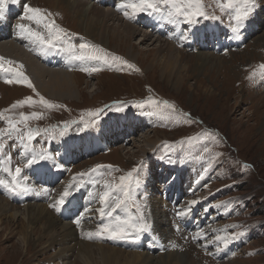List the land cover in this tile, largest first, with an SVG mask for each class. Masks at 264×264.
I'll return each mask as SVG.
<instances>
[{"label": "rangeland", "instance_id": "obj_1", "mask_svg": "<svg viewBox=\"0 0 264 264\" xmlns=\"http://www.w3.org/2000/svg\"><path fill=\"white\" fill-rule=\"evenodd\" d=\"M19 1L23 2V5L27 4L52 13V18L57 24L67 29L69 33L75 34L71 36V43L78 45L87 42L99 46L104 51L93 50L85 56L86 61L83 64H78L77 71L73 73L79 91L76 94L65 92L69 95L62 94L63 99L59 95H56L58 98H52L46 93H41L25 72L35 91L26 84L5 83L6 79L2 80L3 76L0 74V111L7 109L4 115L14 120L20 119V113H48L42 119H30L27 124L33 129H49L48 132H41L31 142L28 150L23 148L15 135L0 137V144L4 146L0 149V160H3L4 152H8V147L11 146L14 156L8 154L6 159H10L13 171L21 164L25 165L33 155L48 157L44 160L38 159L36 164L51 162L56 167H62L64 166L62 161L56 158L52 160L54 152L57 151L55 147L57 144L70 139L81 142V146L88 142L93 143L91 139L87 140L86 135L90 134L93 138L95 134H99V131L103 135L106 125L116 122L115 117L119 119L114 126L121 127L128 121L138 118L133 115L125 121L124 116L123 119L121 118L123 112L132 115L138 109H147L151 106L154 124L147 115L146 121L149 124L145 131L136 129L130 142L123 143L127 145L124 148L123 144H114L115 146L110 144L105 151L97 150L90 153L89 157L70 162L69 169L62 170L63 183L62 180L58 185L55 183V188L58 190L54 192L80 180L91 181L90 174L87 177H78L77 173L88 172L87 170L92 166H111L108 169L105 167L103 171L98 170L92 176L100 181V184L92 185L100 190L99 193L104 190V180L118 182L120 176L136 168L134 177L138 178L139 183L133 185L132 200L128 202L127 210L123 211L133 212L137 208V212H143L144 216L147 210L149 211L146 220L150 229L141 234L143 245L137 248L139 240L110 239L103 236V241L107 243L105 244L100 240L102 237L93 236L94 245H105L133 253H148L154 257L153 263L142 259L137 260L136 264H264V76L258 74L249 79L253 70H258V66L264 64V0L255 2L252 13L244 21L248 24V30L242 25L238 33L232 29L235 21L232 20L230 12L222 13L216 6V0H203L205 11L209 15L219 16L220 19L199 18L198 22L193 24L181 20L182 39L179 42L174 38V45L182 57L178 59L179 66L172 67H163L162 56L167 55L168 51L159 53L160 55L156 53L157 46L154 39L159 38L149 36V39L143 40L142 33L145 32L143 30L137 29L138 32L129 36L128 40L124 38L126 40L116 42H113L111 35L109 43L104 45L84 33L80 16L69 9L62 0H16V3ZM87 1L85 5L90 7L91 2ZM115 3L105 5L96 2L92 5L104 9H109V6L117 10L116 6L121 0H115ZM13 4L9 0L7 6ZM116 13L127 20L122 11L117 10ZM149 17L162 22L159 17ZM13 21L16 25L25 23L36 28L34 22L26 23L20 13L13 17ZM142 21L146 22L138 15L132 19V24H139ZM109 23H113L114 26L120 25L116 18ZM146 23L149 25L148 22ZM213 25H217V28L213 29ZM250 25L252 30L257 28L258 30L248 32ZM150 26L152 27L151 23ZM218 28L225 31L222 34H226L230 40L234 38L231 42L235 45L227 52L216 53L217 51L207 50L212 44L199 45L202 39L210 37L209 33L212 31L214 35L220 34L217 32ZM193 38L199 41L198 44L191 43ZM129 45H134L136 51L129 52ZM57 48L65 51V45H58ZM65 52L66 56L73 54ZM76 55H79V52L74 54ZM206 55L209 59L205 57ZM17 65L16 62L13 67ZM92 68L100 70L90 71ZM36 93L46 100L52 99L63 104V109L62 107L47 108L40 103L11 108L16 101L26 97L38 101L39 96ZM149 98L159 103L155 105L143 103ZM163 101H168L175 107L169 108L163 104ZM116 107H123V111H116ZM96 109L103 111L95 117L87 115L89 110ZM142 116L143 114L139 118ZM100 120L103 123L97 126ZM188 120L191 123L185 122ZM65 122L69 123V127L61 134ZM85 123L88 127H85ZM6 127V122L0 119V128ZM20 127L23 128V125ZM143 135L165 141L157 150L155 145H148L147 147L152 149L148 156L141 158L137 155L129 162L122 152L126 154L128 151H136L138 148L136 144L143 145L140 141L143 140ZM107 136L105 133L103 138ZM205 148L211 151L205 152ZM217 153L219 155H216ZM67 154L66 156H72V148ZM168 156L169 161L155 159H166ZM136 159L141 161H135ZM72 166L74 167L71 168ZM185 174L192 175V179H186ZM23 176L24 169L19 179L28 189H32L24 193L20 192V197H25L27 202L29 200L41 202L40 205L51 199L50 197L44 200L39 194V190L43 188L37 183L33 186L32 181L28 177L24 179ZM0 177L10 179L2 171ZM73 177H76L75 181ZM179 179H184L186 184ZM2 189L6 188L0 187V196L8 205V209L5 208L3 214H12L14 209L23 213L24 208L27 209L26 204L22 205V202L13 198L9 200L12 194L6 190L3 195ZM77 191L71 189L70 196L75 197ZM18 193L19 191L14 192L15 197ZM70 196L66 198L64 204L71 199ZM192 200H198V203L190 205L189 202ZM92 205L96 213L101 207L99 195L95 196ZM188 207L197 210L193 218L187 221L180 218L177 213ZM52 208H49L51 209L49 212H55L53 214L61 223L70 222L59 217V213ZM204 210L205 213L201 215ZM156 211H159L160 216ZM116 213L122 214L118 211ZM99 215L96 214L88 223L96 220L94 223L99 227L100 219H103L102 223H108L112 219L101 218ZM113 215L116 216L115 213ZM22 218L24 217L21 214L18 222L23 221ZM4 222L6 223H3L2 227L0 225V264H83L79 257L78 260L64 259L56 253L68 242L64 235L59 237L62 238L63 243L58 242L55 248L44 250L45 252L39 251L41 246H35L34 242L28 249L26 247L24 249L23 245L15 244L18 235L9 234V230L17 224L13 220L8 222L4 219ZM60 222L57 224H61ZM41 223L39 221L38 225ZM96 225L94 226L97 227ZM78 230L77 226L74 227V231ZM200 232L203 235L197 236ZM236 233L243 235L231 240L227 245L215 240L218 235ZM156 236L162 244L159 247L151 241L152 239L156 241ZM169 253L173 256H167Z\"/></svg>", "mask_w": 264, "mask_h": 264}, {"label": "bare ground", "instance_id": "obj_2", "mask_svg": "<svg viewBox=\"0 0 264 264\" xmlns=\"http://www.w3.org/2000/svg\"><path fill=\"white\" fill-rule=\"evenodd\" d=\"M62 2H65V4H67V7L69 9H72L75 12V14L80 16V21L82 22V25L84 27L83 29L84 33L90 36L91 38L95 39L99 43L107 45L111 39L113 40V42H116L119 40H126L124 38H127L128 40L129 36L131 37L133 34H136L138 30L139 31L143 30L145 31L144 33H142L143 40H145L146 38L149 39V36L153 38H159L157 40L154 39V43L156 42V46H157V51H156L157 54L159 53L161 54L162 52L165 53V51H168L167 55L162 56L164 60L163 67L179 66L178 59L182 57V54H180L179 50L176 49L177 47H175L176 45H174V38H176L179 42L182 39L181 32H180L181 22H179V24L178 23L172 24L163 19H161L162 20L161 22L156 19H150V17L147 16L146 14H142V15H139V17L141 19H144L146 22H148L149 25L144 21H142L139 24H132V19L127 18L128 21L124 20L123 17H121L119 14L116 13L117 12L116 9H112L109 6H108L109 9H104L103 7L92 5L96 2L97 3L101 2V0H90L91 2L90 7H87V5H85V2H88L87 0H62ZM13 7H16L18 12H21L22 14L24 13L23 2L19 1ZM5 15H7L10 18V20L13 17V15H10L9 12H7ZM115 18L118 20L120 25L114 26L113 23L108 24L110 20L112 19L115 20ZM24 20L26 23L31 22V21H28L27 19H24ZM150 23L152 27L150 26ZM37 30L39 29L37 28ZM147 31L151 33V35H149ZM208 32H205V34ZM249 32H252L251 25L249 28ZM212 33H209L210 37H214L215 33H213V35ZM111 35L112 37L110 39ZM154 43L153 42L151 43L152 46H154ZM128 47H129V52L133 53L134 51H136L134 45H129ZM137 52L142 53V51H137ZM40 53H41L40 46L37 43L33 42V40L28 38L27 36L20 35L19 29L17 28V26L14 27V36L10 42L0 41V56L4 57L5 59L12 60L14 62L16 61L18 65L22 64L23 72L28 74L31 81L36 85L37 90H39L41 93H46L47 96L50 95V97L52 98H58L56 95H59L61 97L62 94H67L65 92H70V93L73 92L76 94L79 91V88L77 87L76 79L74 77L75 73H73V71L74 72L77 71L76 67L78 66V64L80 63L83 64L86 61V58H83V59L75 58L74 60H70L69 62L66 61V64H63V65H60L54 68H47L43 65V63H41L38 59H36V57H38ZM128 56H130V53L128 54ZM197 57L200 58V56H197ZM205 57L209 59L208 55H206ZM203 61L207 62L206 60H203ZM48 100H51L55 103L60 104L63 109L64 107L63 104L57 101H54L52 99H48ZM42 114L43 115L40 119H42L48 113L47 114L42 113ZM142 114L143 116L139 118ZM147 115L150 116V119L153 120L152 123L154 124L155 122L154 114L151 112V110H148V109H143L142 113L138 114V118L128 121L121 127L114 126L115 124H117L118 119H119L115 117L116 122L108 123L106 125V128L104 129L103 135L101 134V131L99 132V134H95L96 140L93 143L88 142L84 146H81L79 142L72 140L70 142L65 143L62 146V152L69 153L70 149L72 148L71 144H75V146L79 150H81L79 153H77V156H78V155H82L83 152L89 149L98 150V146H102L104 148L110 147V144H112V142H110L109 139L111 140L115 139L116 140L115 144H118V145H122L123 143H128L130 142V139L133 137V135H135L136 129L140 130L141 132L145 131L146 127L149 124L148 121H146ZM123 116H124V120L127 121L128 118L133 115H128L125 112H123L122 117H121L122 119H123ZM131 123H133V125L130 126L131 132L126 133V124H131ZM107 132L111 134H108ZM105 133L108 136L103 138ZM142 137H143V140L140 139V141L143 142L142 143L143 145L136 144V146L138 147L136 151L134 152L128 151L129 155H127L128 152L126 154L122 152L125 158L129 159V162L133 161L137 155L138 157H141V158L148 156L149 153L152 151V149L147 146L156 145L157 142L159 141L157 137L152 138L146 135H143ZM124 146H127V145L123 144V148ZM69 158L71 157L69 156ZM155 159L162 160L160 158H155ZM135 161H141V160L136 159ZM40 164H44V162H40ZM41 167L52 169L50 164L42 165ZM33 168H37V167H33ZM106 168L108 169V167ZM104 169L105 167L99 170L103 171ZM191 176L192 175L185 174L184 177L186 179H189V178L192 179ZM89 177H91V181L88 182V181L83 180V186L87 188L89 195L82 194L83 189H81L82 187H79L76 196L75 197L70 196L71 199L73 197V199H76L78 202L84 205V206H80L81 211L79 212V214L72 215L69 210L68 211L69 216L66 217L67 219L75 220L79 218L81 214H83V218L81 219L83 221L79 226L76 223H73L72 220H69L70 222L61 223L58 220V218H56V215L53 214L55 212L53 213L51 211L49 212V210H51L49 209L51 207L50 205H52L55 202V199H58L60 196L57 194H61L64 190V188H62L59 192L54 193L51 196L52 194L50 192L52 190V187H51V188H47L48 196H49L48 199L51 197L49 201H46L47 203L40 205L41 202H28L27 203V201H25L27 209L24 208L25 211L23 213H21L17 209H14L12 214H9V215L3 214L5 208L8 209V205L6 204V200L2 199L1 198L2 196H0V225L1 227L3 226V223H6L4 222V219L8 222H11L13 220L15 224L17 225H15V227L13 226L14 228L9 230V234L14 233L18 235V241L17 242L14 241L15 244H21L23 245L24 249L25 247L28 249L30 244L34 242L35 246L37 245L41 246L39 251L43 250V252H45L44 250L55 248L58 242L63 243L64 241L62 240V238H59V237L64 235V237L67 239L68 242L66 243V246L64 248L59 249L56 253H59L60 256L64 259L71 258L73 260V258H76V260H78L77 257H79L80 261L83 264H136L139 260H142V259L149 260L151 262L154 261V257H152V255L148 253L146 254L143 253L144 254L143 255L140 252L133 253V252H127L124 250L112 248V247L105 246V245H99V244L94 245L92 243V240L94 237L89 239L85 235V233L92 232V230L98 227V225L95 224L96 220H94L91 223H88V222L91 221L92 218L96 214L99 213L98 211L95 213L94 206L92 205V201L95 198V196L91 197V195L95 194L96 196H98L100 190H97L94 187H90L92 179L95 177H92V176H89ZM103 179L104 178L102 177V180ZM61 180L59 181V183L61 182ZM96 180L99 181L98 179ZM179 181L186 184V181L184 179H179ZM62 183H63V180H62ZM99 184H100V181H99ZM98 187L100 188V186ZM72 190L76 192L77 189L73 188ZM39 194L43 197V189L39 190ZM71 199H69V203H68L70 207L72 206ZM73 203L74 205L77 206V204L75 203V200ZM66 205L67 204H63L60 207L61 209L59 212H60L61 217H63L62 216L63 210H67ZM85 209H89V211H85ZM52 210H55V209L52 208ZM135 210L137 211V208H135ZM186 210L182 211V212H185V214L182 216L180 215L179 217L188 221L193 218L197 208L192 210L190 207H188V209ZM116 211L122 213L120 215L115 212L116 216L117 215L122 216V217H125L128 215H131L133 217L137 216V214L134 211L133 212L130 211L128 214L126 211H123V209H117ZM205 211L206 210H204L203 213H201V215L204 214ZM137 213L140 214L139 212ZM148 213L149 211L147 210L144 216L145 219L147 218L146 215ZM21 214H22V217H24L22 218L23 221L18 222V218L20 217ZM156 214H159V211H156ZM157 219L159 220V218ZM39 221L42 222L40 225H38ZM99 221L102 223L103 219H100ZM59 222L61 224H57ZM6 225H10V224H6ZM94 225H96L97 227H95ZM76 226H78L77 228H79L78 231H74V227ZM141 237L142 236H140V239L137 243V248L143 245V239ZM71 241L73 243H70ZM151 241L152 243L154 242L155 245H157L158 247L162 245L159 243L158 239L156 241L152 239ZM167 256L172 257L173 254L169 253L167 254Z\"/></svg>", "mask_w": 264, "mask_h": 264}, {"label": "snow or ice", "instance_id": "obj_3", "mask_svg": "<svg viewBox=\"0 0 264 264\" xmlns=\"http://www.w3.org/2000/svg\"><path fill=\"white\" fill-rule=\"evenodd\" d=\"M12 3H16V0H11ZM9 0H0V19L5 15V11ZM216 6L223 12H230L232 20L235 21V24L232 26L234 32H239L240 27L243 25V22L249 17L252 13L255 0H216ZM117 10L122 11L124 16L129 19H134L140 14H146L148 16H156L160 19H163L169 23L177 24L181 20L184 22L193 24L197 23L199 18L205 20H218L219 16L209 15L205 11L203 0H121V3L117 4ZM22 19H27L28 21L34 22L36 28L31 26V24L20 23L17 24L19 29V34L22 36H27L32 39L33 42L37 43L40 46L41 51H48L50 49H56L58 45H65L64 50L70 53H77L76 59H83L86 55L90 54L93 50L104 51L100 49L97 45H92L90 43H80L74 44L71 43V36L75 35L74 33H69L67 29H64L59 24L55 22L52 18V13L47 12L46 10L40 8H33L29 5H24V16ZM40 29V30H37ZM117 59H121L117 57ZM126 63V62H125ZM16 62L12 60L5 59L0 56V71L4 73H14L13 78L6 79L5 83H20L26 84L29 88H32L35 91L34 86L28 77L21 70L23 68L22 64L13 67ZM129 67H134L129 65ZM89 71V69H84ZM99 68H92L90 71H99ZM264 76V64L258 66V70H253L250 74L249 79L255 77L256 75ZM39 96V100L35 101L32 97H26L23 100L16 101L11 108H16L23 106L25 104H34L40 103L47 108L62 107L61 105L53 104L52 102L46 100L43 96H40L39 93H36ZM118 104L122 102H117ZM143 103L147 104H158L159 102L149 98ZM163 104L169 108H174L175 105L170 104L168 101H163ZM126 106V105H125ZM107 107V106H105ZM116 111H123V107H116ZM0 111V119L4 120L7 124L6 128H0V137L5 135L13 136L19 140L20 144L25 150H28L31 142L40 135L41 132H48L49 129H33L29 128L27 121L30 119H40L42 113L40 112H31L30 114L20 113V119L14 120L11 117L5 116L4 112ZM103 109L89 110L88 116H98ZM83 120V117H81ZM186 123H191L190 120L185 121ZM23 125V128L20 127ZM69 127V123L65 122L63 131H66ZM85 127H88V124L85 123ZM83 131V129H81ZM3 144H0V149H3ZM205 152H210L211 149L205 148ZM216 155H219L217 153ZM48 159L45 155H33L31 159L27 160L26 167H30L33 164H36L37 161ZM106 167L104 165H96L95 167L88 170V172L77 173L78 177H87L90 173H96L99 169ZM111 167V166H107ZM247 167V165H246ZM0 171L7 174L10 179H5L0 177V186H4L10 192L17 191H28V187L24 185L19 179L23 169L20 166L15 167L13 171L10 166V159L0 160ZM137 171L136 168H133L131 171L127 172L125 175L119 177L118 182L115 180L103 181L104 190L100 192L99 201L101 207L97 209L101 217L112 218L108 223H101L95 232H87L85 235L91 239L93 236L103 237L107 236L110 239H121V240H139L143 232H146L150 229V225L144 217L143 212L136 217L131 215L121 217L114 216L113 214L117 209L127 210L128 202L132 200V190L133 185L138 184V178L134 177V173ZM73 180H76V177H73ZM92 183H99L95 178L92 179ZM83 186V180L76 182L75 184L70 183L66 186L63 192L60 194L59 198L50 205L57 212L60 211V206L65 203L67 197L71 195V189H79ZM95 195V194H93ZM198 203L196 200L189 202L190 205H195ZM219 207V205H217ZM89 211V209H85ZM187 211V210H186ZM185 212H178L177 215H184ZM83 214L75 220V223L79 226ZM235 227V226H233ZM203 235L202 232L197 233V236ZM243 233H236L232 235H218L215 237V240L218 242H223L227 245L231 240L239 238Z\"/></svg>", "mask_w": 264, "mask_h": 264}]
</instances>
